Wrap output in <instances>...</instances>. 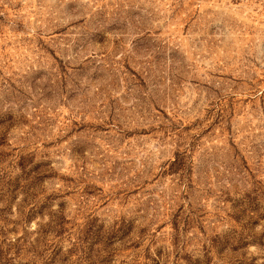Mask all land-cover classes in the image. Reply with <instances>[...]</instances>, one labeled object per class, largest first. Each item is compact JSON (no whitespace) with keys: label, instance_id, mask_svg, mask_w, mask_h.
<instances>
[{"label":"clouds","instance_id":"1","mask_svg":"<svg viewBox=\"0 0 264 264\" xmlns=\"http://www.w3.org/2000/svg\"><path fill=\"white\" fill-rule=\"evenodd\" d=\"M16 4L0 24V264H264V0H0ZM73 22L62 79L36 45ZM158 29L166 46L136 56ZM153 102L170 119L142 112ZM110 113L108 131L72 127Z\"/></svg>","mask_w":264,"mask_h":264},{"label":"rangeland","instance_id":"2","mask_svg":"<svg viewBox=\"0 0 264 264\" xmlns=\"http://www.w3.org/2000/svg\"><path fill=\"white\" fill-rule=\"evenodd\" d=\"M69 10L72 9L74 6L69 5ZM0 12H4V15H0V24L4 25L5 27H7V24L9 23L10 20H13L14 18L22 15L24 13V9L23 6L21 4H16L14 7L13 6H9L7 9H4L2 6H0ZM139 18V13L137 12L135 14V19ZM135 19H133L132 23H135ZM79 23H82L79 22ZM15 29L17 31H24L25 27L24 24L16 19L15 20ZM74 26H78L77 22H73L72 24L64 27H59L54 29L52 32H50L48 35L52 37L51 40L48 39H39L37 42L36 47L40 50L41 56H46L48 57L51 61H54V67H58L59 71L61 72V78L63 79L65 74L67 73L68 69L65 67V60L62 58L61 55H58V52L62 51L60 48H58V45L61 43V38H63V42L64 43H70V40L65 36V33H67L68 31V27H74ZM187 25L184 26V32H187ZM4 35V33L2 31H0V36ZM157 36L160 37L159 40H150V41H146L144 45L139 46V48L136 45V41H133V49L132 51L136 53V56H140L141 53L144 51L145 47H148L150 49L151 45L153 44H159V45H164V41L168 40L169 37L167 35L163 34V30L162 29H158ZM143 39V37L141 38ZM166 46V45H164ZM115 47V44L114 46ZM64 52H67V49L63 50ZM72 53L73 54H78L79 49L76 46H73L72 48ZM259 55H264V46H261L260 50H259ZM123 59V64L121 65V74L124 75L126 78L131 79L132 83L138 87L141 88L144 92L148 91V76L145 75V72L147 71L146 69H144L143 71L141 70V67L139 66L140 62L137 61L136 63H133V60H130L129 57H122ZM134 59V58H133ZM79 68H83V65L77 66V70H79ZM37 72L41 75H46V71L44 68H39L37 70ZM51 98V97H49ZM149 99H151V97H149ZM249 99H244L243 100V104L247 105L249 104ZM107 103L109 105L112 104V101L109 99L107 101ZM227 106L233 110L236 109L237 104L239 103L235 98H229L228 101H226ZM260 106L262 108H264V92L261 93V98H260ZM67 106V105H66ZM254 106V105H253ZM155 109V112L158 113L160 116H162L165 120L170 119V117L168 116V113L166 111H164L163 108H161L158 104H156L155 102H153L152 108H145L142 109V112H147L149 114L152 113V109ZM49 119H51V117H48ZM152 118H155L154 116ZM72 127L73 129H77V128H83V129H88L91 128L95 131H108L109 130V126L114 123L113 120V114L110 113L109 117H108V122L107 124L105 123H101V124H96L93 123L91 125L85 124V125H81L79 120H73L72 122ZM217 123L216 121H213V124ZM213 124H208L205 126L204 128V132L202 133V135H211L213 132ZM163 127V126H161ZM6 135V133H5ZM48 146V145H46ZM12 153H7L6 156H3L2 159H0V162H3L4 160H7L8 156H11ZM21 163L23 162V156H21ZM245 165H247V161H244ZM138 192V189H132L130 192H125L123 190H119L118 191V196L120 199H127L129 196L131 195H135ZM72 194V190H69V195ZM84 195L87 196H91L94 199L95 197V193L89 191V189L86 187L84 189ZM108 201L101 199L99 201V207L103 208L107 205ZM182 209V206H181ZM181 209H178V211H180ZM179 216H173V224L171 225V227L179 229L180 227V223H179ZM166 226L165 222H161L159 227H157L156 231H160L161 229H163ZM186 226V225H185ZM14 229H9V231H13ZM146 232L145 228H141L140 229V233L144 234ZM136 247L138 248V245H136ZM132 250V245H129L127 248L124 249V252H130ZM161 258L163 259V254L161 253Z\"/></svg>","mask_w":264,"mask_h":264}]
</instances>
